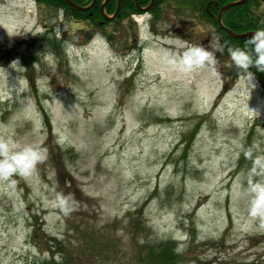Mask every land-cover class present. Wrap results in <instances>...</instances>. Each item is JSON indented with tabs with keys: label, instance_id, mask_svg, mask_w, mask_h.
Here are the masks:
<instances>
[{
	"label": "rangeland",
	"instance_id": "obj_1",
	"mask_svg": "<svg viewBox=\"0 0 264 264\" xmlns=\"http://www.w3.org/2000/svg\"><path fill=\"white\" fill-rule=\"evenodd\" d=\"M169 12L188 25L146 31L135 14L130 47L122 19L112 34L43 1L0 0V137L48 153L0 180V264H164L162 243L184 255L176 264H264V216L248 211L264 185V81L248 89L227 50L173 68L169 51L224 37Z\"/></svg>",
	"mask_w": 264,
	"mask_h": 264
},
{
	"label": "clouds",
	"instance_id": "obj_2",
	"mask_svg": "<svg viewBox=\"0 0 264 264\" xmlns=\"http://www.w3.org/2000/svg\"><path fill=\"white\" fill-rule=\"evenodd\" d=\"M180 53L169 51L167 63L182 71H192L217 64L216 53L227 48L231 61L243 70V77L248 89L255 87L252 82L255 73L264 72V27L257 28L243 41V46H231L217 43L215 51L199 44H181ZM252 110V109H251ZM253 111V110H252ZM252 147H256L253 145ZM249 152L252 148L248 149ZM47 148L42 141L25 142L12 136L0 137V180H7L13 174L28 176L36 171L37 165L47 159ZM254 194L249 202L251 216H264V185L258 184L250 189ZM65 213L69 209L64 210Z\"/></svg>",
	"mask_w": 264,
	"mask_h": 264
},
{
	"label": "flooded vegetation",
	"instance_id": "obj_3",
	"mask_svg": "<svg viewBox=\"0 0 264 264\" xmlns=\"http://www.w3.org/2000/svg\"><path fill=\"white\" fill-rule=\"evenodd\" d=\"M166 1L170 3L167 7L165 5ZM166 1L160 3L158 0H104L103 2L101 0H95L88 8L90 17H85V20H87V22H89V24L92 25L93 22H90V18L92 16V13L95 12L96 10H99L102 16L103 13L106 12H111L110 14L112 13L114 14L115 12L112 19L108 21L109 25L111 24L114 25L115 22L122 19L121 21H123L124 29L127 32L126 34V40H127L128 33L130 34V32L133 31V29L130 28L131 25L129 23L130 22L129 17L133 14V12H136L137 14L148 15L152 20L154 19L155 12L161 11L162 13L160 14V17L163 18L162 19L163 23L171 24V29L173 30L176 31L182 30L186 25H188L189 22L187 20H183L179 22L172 21L173 18L171 16H168L167 12L169 11L173 12L175 9H177V3L175 2V0H166ZM179 1L181 0H177V2ZM254 2H259L258 9L263 7L262 5L264 3V0H254ZM211 4L217 6L218 2L216 0H207L205 4V11L208 12L210 17H213L214 14L211 11H209V6ZM233 17L237 18V16H233ZM99 24H103V22L99 21ZM251 27L254 30L260 27H264V22L260 21V19L258 21H253ZM200 31L202 32V28ZM115 33L116 32L114 31L113 34ZM199 33L196 32V34ZM209 39L210 38L208 36L204 38L206 42H208ZM128 40H129L128 45L130 46L137 44V42L136 43L134 42L135 39L133 38H129ZM195 42L199 45H202V37L199 36V38L196 39ZM206 47L212 49L211 45L208 43ZM235 69H239V68L235 65L234 70ZM253 70L254 72H256L257 75L261 74V72L256 71L254 68Z\"/></svg>",
	"mask_w": 264,
	"mask_h": 264
},
{
	"label": "trees",
	"instance_id": "obj_4",
	"mask_svg": "<svg viewBox=\"0 0 264 264\" xmlns=\"http://www.w3.org/2000/svg\"><path fill=\"white\" fill-rule=\"evenodd\" d=\"M43 2H46L48 4L54 5V6H62L64 7L70 14L74 15L75 17H80L87 15L89 16V11H82L77 10L73 7H71L69 4L64 2L63 0H42ZM74 2L78 4H84L88 0H73ZM160 3L166 0H158ZM184 0L179 1L180 3H183ZM203 1L205 0H189V5L191 9L198 8L202 9L203 7ZM219 5L230 1V0H216ZM253 4V2H252ZM210 9L213 12H216L217 7L215 5L211 4ZM101 16L99 10H96L92 13V17H98ZM233 16H237V18H234ZM223 23L229 27L231 30L235 32H245L249 29H251L253 24V12L251 9V1L246 0L244 3L240 5H235L227 10H225L223 14ZM223 32V31H222ZM224 33V32H223ZM224 36L229 42H236L237 39H234L227 34L224 33ZM248 37V36H247ZM246 37L240 38L238 41H240V46H243V41ZM228 42V43H229ZM229 45V44H228ZM169 244V243H168ZM167 249H164L163 243L158 246V249L154 251L153 256L155 255H161L160 261L164 262V264H176L178 261L182 260V257L184 256L181 252L175 251V247H168ZM164 249V250H163ZM231 264L230 260L228 259H217V260H207L204 262V264ZM42 264V263H41ZM43 264H51V263H43ZM59 264V263H58ZM203 264V263H202Z\"/></svg>",
	"mask_w": 264,
	"mask_h": 264
},
{
	"label": "water",
	"instance_id": "obj_5",
	"mask_svg": "<svg viewBox=\"0 0 264 264\" xmlns=\"http://www.w3.org/2000/svg\"><path fill=\"white\" fill-rule=\"evenodd\" d=\"M64 1L68 2L71 6H73V7H75V8H78V9L83 8V7H80V6L76 5V4L73 3L71 0H64ZM242 1H243V0H236V1H232V2H229V3L224 4V5L220 8V10H219V13H218V19H219V17H220V13H221L224 9H226V8L232 6V5H235V4H239V3H241ZM224 29L226 30V32H227L229 35H231V36H233V37H242V36H244V35H247V34H249V33H252V32H246V33L238 34V33H235V32H233V31H231V30H229V29H227V28H225V27H224Z\"/></svg>",
	"mask_w": 264,
	"mask_h": 264
}]
</instances>
